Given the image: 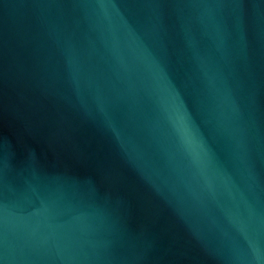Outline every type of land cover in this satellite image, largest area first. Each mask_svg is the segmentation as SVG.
I'll list each match as a JSON object with an SVG mask.
<instances>
[{
    "label": "water",
    "instance_id": "obj_1",
    "mask_svg": "<svg viewBox=\"0 0 264 264\" xmlns=\"http://www.w3.org/2000/svg\"><path fill=\"white\" fill-rule=\"evenodd\" d=\"M0 264H264V0H0Z\"/></svg>",
    "mask_w": 264,
    "mask_h": 264
}]
</instances>
